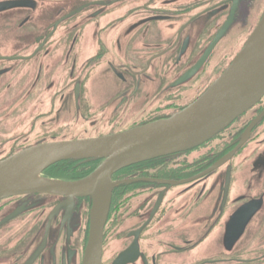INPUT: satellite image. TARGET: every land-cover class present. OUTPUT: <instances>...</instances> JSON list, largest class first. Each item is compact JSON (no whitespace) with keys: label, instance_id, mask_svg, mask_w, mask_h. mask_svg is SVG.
Listing matches in <instances>:
<instances>
[{"label":"flooded vegetation","instance_id":"1","mask_svg":"<svg viewBox=\"0 0 264 264\" xmlns=\"http://www.w3.org/2000/svg\"><path fill=\"white\" fill-rule=\"evenodd\" d=\"M263 12L264 0H0V160L183 110ZM100 162L40 175L76 181ZM111 180L99 264H264V95L199 145ZM91 207L0 197V264H83Z\"/></svg>","mask_w":264,"mask_h":264},{"label":"water","instance_id":"2","mask_svg":"<svg viewBox=\"0 0 264 264\" xmlns=\"http://www.w3.org/2000/svg\"><path fill=\"white\" fill-rule=\"evenodd\" d=\"M264 95V12L231 61L207 89L166 119L113 134L29 145L0 160V197L34 193L89 196V239L83 264H99L102 229L114 183L129 164L190 149L211 138ZM101 162L76 181L48 179L41 171L61 160Z\"/></svg>","mask_w":264,"mask_h":264}]
</instances>
